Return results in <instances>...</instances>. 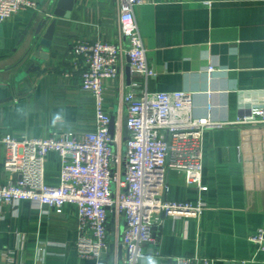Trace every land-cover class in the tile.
<instances>
[{
	"label": "crops",
	"instance_id": "crops-1",
	"mask_svg": "<svg viewBox=\"0 0 264 264\" xmlns=\"http://www.w3.org/2000/svg\"><path fill=\"white\" fill-rule=\"evenodd\" d=\"M33 1L38 10L0 22V137L93 132L95 99L81 89L82 61L75 59L72 48L77 40L120 42L117 0H77L70 18L57 19L49 58L26 73L32 64L26 53L50 0ZM135 16L155 74L146 78L127 67L123 79L104 82L105 109L121 126L122 149L127 116L123 96L132 90L137 95L191 92L194 117L224 124L203 134L207 190L200 193L187 187L181 174L168 172V191L162 194L168 201L193 204L202 198L206 208L198 219L165 217L154 229L155 243L143 246L142 264L149 259L172 264L175 257L194 254L215 264H264V253L249 241L264 228V127L234 124L264 107V0H154L138 6ZM209 66L219 71L210 74ZM5 158L0 145V184L16 179L4 171ZM61 169L60 156L50 153L46 182L59 184ZM76 213L72 205L57 209L0 203V264L6 263L7 254L12 264H95L78 256ZM109 229L108 262L126 264L124 221Z\"/></svg>",
	"mask_w": 264,
	"mask_h": 264
},
{
	"label": "built area",
	"instance_id": "built-area-1",
	"mask_svg": "<svg viewBox=\"0 0 264 264\" xmlns=\"http://www.w3.org/2000/svg\"><path fill=\"white\" fill-rule=\"evenodd\" d=\"M154 0H117L120 42L77 40L72 55L82 61L80 86L94 96L96 130L93 132L53 133L46 138L18 140L11 134L0 137L6 150L3 169L16 179L0 184V203L18 207L29 202L39 208H76L78 237L76 249L82 259L95 264H110V225L124 221L121 246L126 264H142L143 246L155 243L154 229L165 217L198 219L206 203L168 201V172L183 176L187 187L200 193L203 183L202 140L204 132L221 127L210 117H194L191 92H148L134 90L123 96L127 112L128 138L122 143V130L106 111L104 82L123 79L129 67L146 78L155 73L149 65L147 51L135 16V9ZM38 10L33 0H0V22L28 10ZM126 42V45L124 43ZM219 69L209 66L208 72ZM136 86V85H135ZM211 94V93H210ZM208 111L211 113V95ZM240 126H263L264 107H257L238 118ZM113 144L118 148L114 150ZM60 156L62 169L59 184L46 182L47 156ZM256 252L264 253V228L249 237ZM5 264L12 256L5 255ZM172 264H215V260L194 254L175 257Z\"/></svg>",
	"mask_w": 264,
	"mask_h": 264
},
{
	"label": "water",
	"instance_id": "water-1",
	"mask_svg": "<svg viewBox=\"0 0 264 264\" xmlns=\"http://www.w3.org/2000/svg\"><path fill=\"white\" fill-rule=\"evenodd\" d=\"M77 0H50L49 7L43 13V17L40 19V22L33 34V41L30 44L26 57H32L31 67L27 70L26 73L36 67V62L43 63V61L49 58V52L52 48V42L55 34L56 23L58 18L68 19L70 18L74 6ZM47 11H52L50 15ZM51 16H54L53 20ZM45 29L44 34H42ZM114 126V119L112 118V123L110 126V131L112 133ZM123 135L124 139L128 138V129H127V118L124 120L123 124Z\"/></svg>",
	"mask_w": 264,
	"mask_h": 264
},
{
	"label": "clouds",
	"instance_id": "clouds-1",
	"mask_svg": "<svg viewBox=\"0 0 264 264\" xmlns=\"http://www.w3.org/2000/svg\"><path fill=\"white\" fill-rule=\"evenodd\" d=\"M149 264H154V261H152L151 259H149Z\"/></svg>",
	"mask_w": 264,
	"mask_h": 264
}]
</instances>
